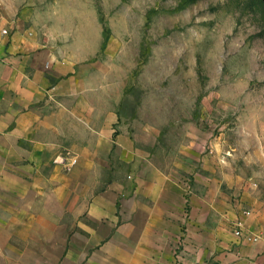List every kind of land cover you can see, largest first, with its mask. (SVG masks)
<instances>
[{"label":"crops","instance_id":"crops-1","mask_svg":"<svg viewBox=\"0 0 264 264\" xmlns=\"http://www.w3.org/2000/svg\"><path fill=\"white\" fill-rule=\"evenodd\" d=\"M16 50L0 31V264H30L12 243L33 235L38 264H264V211L245 215L187 124L158 137L167 123L138 113L117 135L122 95L90 50L59 47L50 31L40 59ZM239 220L258 242L235 236Z\"/></svg>","mask_w":264,"mask_h":264},{"label":"rangeland","instance_id":"rangeland-1","mask_svg":"<svg viewBox=\"0 0 264 264\" xmlns=\"http://www.w3.org/2000/svg\"><path fill=\"white\" fill-rule=\"evenodd\" d=\"M0 31L32 58L40 31L70 52L90 50L122 95L115 134L125 124L131 135L138 113L167 123L158 137L187 124L233 180L223 186L244 199L245 215L264 211V0H0ZM32 237L12 244L38 264L40 235Z\"/></svg>","mask_w":264,"mask_h":264},{"label":"built area","instance_id":"built-area-1","mask_svg":"<svg viewBox=\"0 0 264 264\" xmlns=\"http://www.w3.org/2000/svg\"><path fill=\"white\" fill-rule=\"evenodd\" d=\"M192 182H193V180L191 177H186L182 182V186H183V190H184V194H185V201H186L185 214H186L187 218L189 217L190 199L194 194ZM246 214H248V212ZM234 234L238 239L244 240L246 242L255 243V242L259 241V238L253 236L251 233L246 232L245 222L243 220H239L235 224Z\"/></svg>","mask_w":264,"mask_h":264}]
</instances>
